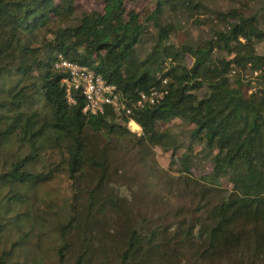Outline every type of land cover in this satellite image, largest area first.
Masks as SVG:
<instances>
[{"label": "trees", "instance_id": "1", "mask_svg": "<svg viewBox=\"0 0 264 264\" xmlns=\"http://www.w3.org/2000/svg\"><path fill=\"white\" fill-rule=\"evenodd\" d=\"M93 2L0 0V264H264V0ZM59 56L131 112L69 105Z\"/></svg>", "mask_w": 264, "mask_h": 264}, {"label": "built area", "instance_id": "2", "mask_svg": "<svg viewBox=\"0 0 264 264\" xmlns=\"http://www.w3.org/2000/svg\"><path fill=\"white\" fill-rule=\"evenodd\" d=\"M55 68L67 75L62 81L67 103L75 105L77 96H81L85 102L82 109L84 114L97 116L104 113L106 107H111L118 113L131 112L121 103L117 88L106 84L102 77L89 67L59 56ZM157 96L156 91H152L149 95L141 94L136 106L142 108L147 103L153 104Z\"/></svg>", "mask_w": 264, "mask_h": 264}, {"label": "rangeland", "instance_id": "3", "mask_svg": "<svg viewBox=\"0 0 264 264\" xmlns=\"http://www.w3.org/2000/svg\"><path fill=\"white\" fill-rule=\"evenodd\" d=\"M204 1L206 4L211 5L213 7H222V6H226L228 5V3H230L231 0H202ZM77 2V6L82 9V10H90L92 8H94L96 6V3L93 2V0H76ZM192 34L194 37L197 35V32L191 29H186L184 28L181 32L178 33L176 38H173V42L178 43V42H183L184 40H188L190 39V36L188 34ZM253 83H251L250 85H252ZM247 87V86H245ZM249 87V86H248ZM128 129L134 133H140V128L138 127V125H136V123H134L133 121H130L127 125ZM156 153V159L157 162L160 166L162 167H167L169 164V154L168 153H164L161 150L156 149L155 150ZM128 163V160H126ZM130 164V165H129ZM129 164H127V167H131V172H130V176H135L138 175L139 179H141L144 175V173L139 170L138 166L136 164H133V162L131 161ZM130 170V169H129ZM209 170V167L205 166V172H207ZM134 177L132 178V183H134ZM131 183V184H132ZM127 186H125L126 188ZM134 191L136 189L137 186H131ZM121 190L123 192H125L126 195H130L131 193H129L128 191L126 192V190L124 188H121ZM161 192V187H159L158 189ZM158 193V191H157ZM64 195V190H63V182L61 181H56L54 184L49 185L47 187L41 188L40 192H39V197L43 198V197H52L54 198V200L59 201L60 197H63ZM179 204V201L177 200V202L175 204H172L173 207H176ZM182 204L184 206H187L189 204V202L185 199L183 200ZM156 211H155V217H158L159 214L164 215V210L161 206H157L156 207ZM216 264V262L214 263Z\"/></svg>", "mask_w": 264, "mask_h": 264}]
</instances>
